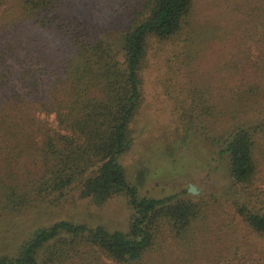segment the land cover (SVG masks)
I'll return each mask as SVG.
<instances>
[{"label": "trees", "instance_id": "trees-1", "mask_svg": "<svg viewBox=\"0 0 264 264\" xmlns=\"http://www.w3.org/2000/svg\"><path fill=\"white\" fill-rule=\"evenodd\" d=\"M118 2L0 0V264H264V0ZM148 84L168 103L157 147L224 171L221 193L150 197L128 179ZM116 197L122 229L20 227Z\"/></svg>", "mask_w": 264, "mask_h": 264}, {"label": "rangeland", "instance_id": "rangeland-1", "mask_svg": "<svg viewBox=\"0 0 264 264\" xmlns=\"http://www.w3.org/2000/svg\"><path fill=\"white\" fill-rule=\"evenodd\" d=\"M93 7V13H99L102 5L107 4L110 7H117L120 0H89ZM102 5H100V3ZM109 11V10H108ZM110 18H116L107 12ZM98 16H96L97 18ZM106 17L102 16L96 19L97 22H103ZM114 31L107 34L110 39L114 37ZM154 71L150 77L158 75ZM158 87L148 84L146 86L145 104L140 111L137 130L134 132L133 145L120 157L121 163L124 164L127 171V177L136 185L139 195L150 197H161L168 194L177 193L192 185L195 193L191 195H202L207 193H221L225 187L224 171L217 172L207 171L206 167L200 161H196L188 148H178L173 155L166 156L161 147L155 143L156 137L159 136L163 123L167 121V101H164L161 94L158 93ZM202 141L198 139L194 142L197 148H201ZM144 146V147H143ZM150 148L146 152L144 148ZM145 148V149H146ZM157 148V149H156ZM190 150V149H189ZM138 180V181H137ZM264 182V181H262ZM127 215L123 200L120 197L108 201L101 209L87 205L85 202H78L77 206L68 207L65 210L59 208L44 210H33L30 213L22 215L20 227H27L37 220L46 221L58 216L65 217L71 221H82L90 225L100 223L109 229H122L123 221ZM16 223V222H15ZM12 226H9V229ZM2 235L0 236V239ZM259 245L264 246V239L256 241ZM6 243L0 241V247ZM70 264H76L72 262Z\"/></svg>", "mask_w": 264, "mask_h": 264}, {"label": "water", "instance_id": "water-1", "mask_svg": "<svg viewBox=\"0 0 264 264\" xmlns=\"http://www.w3.org/2000/svg\"><path fill=\"white\" fill-rule=\"evenodd\" d=\"M187 191H189L190 193H195L192 185H188Z\"/></svg>", "mask_w": 264, "mask_h": 264}]
</instances>
